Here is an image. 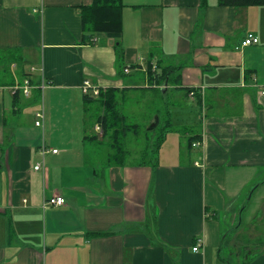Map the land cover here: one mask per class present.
I'll return each instance as SVG.
<instances>
[{"label": "crops", "instance_id": "1", "mask_svg": "<svg viewBox=\"0 0 264 264\" xmlns=\"http://www.w3.org/2000/svg\"><path fill=\"white\" fill-rule=\"evenodd\" d=\"M93 1L0 0V52L39 81L25 96L13 63L15 83L0 85V264H264V5L123 0L122 37L85 41L82 6ZM249 34L259 41L243 46ZM152 65L179 80L157 84ZM85 80L171 91L193 102V118L155 162L108 165L85 142ZM43 90L60 102L27 113ZM74 94L80 119L63 109ZM80 121L82 133L59 131ZM54 196L66 204L48 205Z\"/></svg>", "mask_w": 264, "mask_h": 264}, {"label": "trees", "instance_id": "2", "mask_svg": "<svg viewBox=\"0 0 264 264\" xmlns=\"http://www.w3.org/2000/svg\"><path fill=\"white\" fill-rule=\"evenodd\" d=\"M220 4L244 7L264 5V0H220ZM124 7L123 0H94L92 4L82 6V24L86 33L85 41H90L96 33L120 39L123 35ZM122 50L121 44H118V53L122 54ZM22 58L10 50L0 52V85H13L15 83V74L12 70L13 63L18 66L19 72L17 74L21 78H29L32 84L39 83L38 80L32 79L30 71H26L21 66L24 64ZM175 71L172 66L162 67L159 73L153 71V65L149 66L148 69L150 79L156 81L157 84H163L168 80V82L179 80L177 77H171ZM37 91L40 92V90ZM16 94L19 96L20 92L17 91ZM128 95V90H120L117 87L103 89L98 96L84 95L87 113L93 107L98 112L96 119L93 121L86 119L85 142L88 147L94 148V155H97L108 165H122L129 162L134 164L155 162L168 133L174 130L170 110H166L167 117L162 122L159 113H157L155 123L146 128L140 123L132 121L127 115L122 114L119 105ZM96 124L101 126L102 134L95 131ZM151 130H158L155 139L151 137ZM185 131L187 132V130ZM131 138L133 141L140 142L138 148L129 147V143L132 141ZM194 138H196L195 135L188 138L191 146ZM106 146L107 149L104 148Z\"/></svg>", "mask_w": 264, "mask_h": 264}, {"label": "rangeland", "instance_id": "3", "mask_svg": "<svg viewBox=\"0 0 264 264\" xmlns=\"http://www.w3.org/2000/svg\"><path fill=\"white\" fill-rule=\"evenodd\" d=\"M134 73H137V72L134 71L132 74H134ZM132 74L126 75L125 78H127V79H129L130 77L133 78ZM139 76H140V74H138V76H135V78H133V81L128 83V84L131 86L135 85V86H143L144 87L146 82L142 78H140ZM149 93L150 92H147V94H145L141 89H139L138 91L134 90L133 92L129 93L128 97L124 101H121V103L119 105L120 112L122 114L127 115L132 121L140 123L144 128H146V127H149L150 125L155 123L157 113H159L160 120L162 122L167 117L166 116V109L170 110L171 114H172L171 118H172V122H173V127H174V129H176L175 132H172L168 136V141L166 144H167L168 150H170L173 146H175V139L176 138L180 139L182 137V135L184 134V130L182 127V125H184L183 121H189L193 118V115H192L191 110H190L191 108L190 109L188 108L189 106H192L193 102L189 101V100L183 101L177 95V97L180 101L179 103H177L176 102L177 99L175 98L176 93L174 94L171 91L169 93L165 94L164 99L154 98V95L149 94ZM77 97L78 96L76 94H74V96L72 97L74 99V101L72 103H70V105L68 107L63 108V109H64V111L69 113V116L71 115L73 118L80 119L79 116H77V113H78L77 109L80 107V105H78L80 100L77 99ZM57 98L52 97V95L50 96V93H47V92H45V90H43L41 98L37 99L36 103H33V104L29 105V107H26L25 111L27 113H30V112L34 113L35 108L42 109L43 107H46L47 104L51 105V103H53L52 104V107H53L55 102L59 103L60 102L59 100H61V99H57ZM167 103H169L168 104L169 106L173 103L174 106L169 107L170 108L169 109L166 107ZM58 106H59L58 109H55V111H58L59 108H62L60 105H58ZM75 111H76V116H75ZM81 112H82V108L80 109V116L82 114ZM196 113H198L197 110H196ZM97 115H98V112H96V109L93 107L88 112V115H87L88 120L93 121L94 119H96ZM152 118H153V120H152ZM97 125H99V124H96L95 131L97 129L96 128ZM100 128H101V126H100ZM68 129H70L71 133L74 135L77 133H82V132H84V124H81V121H80V124H78V125L71 123L69 125H65L63 127H60L59 131L66 133V132H68ZM150 134H151L152 139H155L157 137L158 130H151ZM143 140H144V138H143ZM139 144H140V142L133 141V139H132V141L129 143V147L138 148ZM104 148L107 149V146ZM104 156H105V154H104ZM259 223H261V222H259ZM254 224H256V222ZM249 225L250 224H248V223L246 224V227L248 229H249ZM231 233H233V232H231ZM223 255L227 256L228 258H231L233 261V253H229V251L224 250Z\"/></svg>", "mask_w": 264, "mask_h": 264}, {"label": "built area", "instance_id": "4", "mask_svg": "<svg viewBox=\"0 0 264 264\" xmlns=\"http://www.w3.org/2000/svg\"><path fill=\"white\" fill-rule=\"evenodd\" d=\"M259 41V38L257 36H255L254 34H249L242 42L243 46H247V45H251L253 43H256ZM130 69L127 68L126 72H129ZM41 87V86H40ZM43 87V86H42ZM14 88L16 89H20L23 91V93L25 94V96H30L32 89H33V85L30 83L29 79H26L25 82L21 85V84H15ZM83 90L85 92V94L91 95V96H98L101 92V89L98 86L93 85L89 80H85L83 83ZM194 94V93H193ZM37 121L36 124L37 125H41L42 124V120L44 117L43 112H38L37 113ZM98 130H101L100 126H97ZM200 143L199 142H195L193 143V146H199ZM54 152H57V149L53 150ZM197 164H199L197 162ZM42 167V164L39 163L35 166L36 170H39ZM47 204H54V205H65L66 204V199L63 196H54L51 199L47 200ZM199 246H195L194 250H198Z\"/></svg>", "mask_w": 264, "mask_h": 264}]
</instances>
